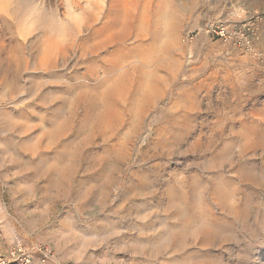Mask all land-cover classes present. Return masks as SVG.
<instances>
[{"label": "rangeland", "instance_id": "374dc122", "mask_svg": "<svg viewBox=\"0 0 264 264\" xmlns=\"http://www.w3.org/2000/svg\"><path fill=\"white\" fill-rule=\"evenodd\" d=\"M240 8L264 0H0L2 251L264 264V66L184 39Z\"/></svg>", "mask_w": 264, "mask_h": 264}, {"label": "built area", "instance_id": "2783aa9c", "mask_svg": "<svg viewBox=\"0 0 264 264\" xmlns=\"http://www.w3.org/2000/svg\"><path fill=\"white\" fill-rule=\"evenodd\" d=\"M264 13L260 10L240 8L231 10L226 17L206 19L198 28L185 36L193 41L199 35L231 43L240 57H250L264 66V50L261 48ZM43 259L50 258L48 246L36 248ZM33 252L24 247L21 241L15 242L6 252L0 249V264H31Z\"/></svg>", "mask_w": 264, "mask_h": 264}, {"label": "bare ground", "instance_id": "6f19581e", "mask_svg": "<svg viewBox=\"0 0 264 264\" xmlns=\"http://www.w3.org/2000/svg\"><path fill=\"white\" fill-rule=\"evenodd\" d=\"M4 1V0H3ZM97 5V4H96ZM98 6V5H97ZM124 17L128 18L129 17V13L128 12H125V15ZM80 21V16L75 14L74 15V19H73V22L74 24L76 23H79ZM72 22V23H73ZM123 25H125V23L123 22ZM120 34H114V32L112 33H109L106 37H104L102 40L103 41H106V42H111L112 40L116 39ZM228 188V187H227ZM228 190V189H227ZM230 191V190H229ZM232 192V191H231ZM232 194V193H231ZM230 194V195H231ZM221 198H225L226 199V194H222V197ZM233 200V199H231ZM186 213V212H185ZM215 217H211L209 218L208 220H206V222L204 223V225L202 226L203 227V231H204V234L205 235H210V233H214L215 230L217 231L218 229H220V224L217 223L218 221L216 219H214ZM220 220V219H219ZM203 222V221H202Z\"/></svg>", "mask_w": 264, "mask_h": 264}, {"label": "crops", "instance_id": "0c3cea01", "mask_svg": "<svg viewBox=\"0 0 264 264\" xmlns=\"http://www.w3.org/2000/svg\"><path fill=\"white\" fill-rule=\"evenodd\" d=\"M230 11H231V10H230ZM230 11H229V12H230ZM228 14H229V13H228ZM202 35H203V34H202ZM206 36H207V35H206ZM208 37H209V36H208Z\"/></svg>", "mask_w": 264, "mask_h": 264}]
</instances>
